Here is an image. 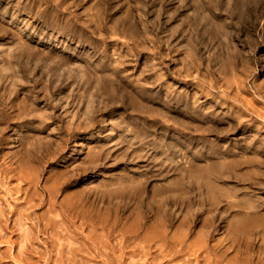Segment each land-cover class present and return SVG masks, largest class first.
<instances>
[{"label":"rangeland","instance_id":"obj_1","mask_svg":"<svg viewBox=\"0 0 264 264\" xmlns=\"http://www.w3.org/2000/svg\"><path fill=\"white\" fill-rule=\"evenodd\" d=\"M0 264H264V0H0Z\"/></svg>","mask_w":264,"mask_h":264}]
</instances>
